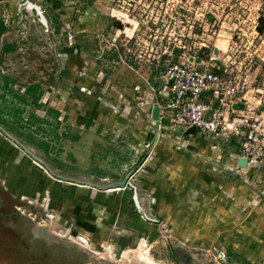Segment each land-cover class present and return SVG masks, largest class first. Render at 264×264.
I'll use <instances>...</instances> for the list:
<instances>
[{
  "label": "rangeland",
  "instance_id": "1",
  "mask_svg": "<svg viewBox=\"0 0 264 264\" xmlns=\"http://www.w3.org/2000/svg\"><path fill=\"white\" fill-rule=\"evenodd\" d=\"M53 1L52 51L0 4V264H264V163L151 118L167 60L217 49L264 133V0Z\"/></svg>",
  "mask_w": 264,
  "mask_h": 264
},
{
  "label": "built area",
  "instance_id": "2",
  "mask_svg": "<svg viewBox=\"0 0 264 264\" xmlns=\"http://www.w3.org/2000/svg\"><path fill=\"white\" fill-rule=\"evenodd\" d=\"M0 4L5 13L13 12L17 20L29 16L28 21L20 25L29 32L27 35L36 39L34 46L40 44L47 51L53 50L55 44L50 35L54 30L40 2L0 0ZM4 22L9 24L8 16ZM66 28L63 26L61 31L66 32ZM73 41V35L67 33L66 42L71 44ZM167 61L159 77V95L152 104V107H158L159 132L163 130L173 136L180 132L190 145L204 139L214 147V140H220L235 158L237 166L240 159L246 160L245 168L264 163V133L259 132L257 119L244 113L247 79L234 76L219 51L218 54L214 50L183 52ZM157 62L159 64V60ZM234 105L238 108L234 109ZM191 128L195 131L187 133Z\"/></svg>",
  "mask_w": 264,
  "mask_h": 264
},
{
  "label": "crops",
  "instance_id": "3",
  "mask_svg": "<svg viewBox=\"0 0 264 264\" xmlns=\"http://www.w3.org/2000/svg\"><path fill=\"white\" fill-rule=\"evenodd\" d=\"M37 1L40 2L44 7L46 5H47V7H52V8L57 6V5L54 4L53 0H37ZM82 83L84 84L83 87H88L86 82L82 81ZM128 111H129V114L131 113V115L133 116V112H131L130 109H128ZM204 147H205V150H206L207 154H211L216 160H218L220 158V153L212 151L213 147L209 146L207 144V142L204 143Z\"/></svg>",
  "mask_w": 264,
  "mask_h": 264
},
{
  "label": "water",
  "instance_id": "4",
  "mask_svg": "<svg viewBox=\"0 0 264 264\" xmlns=\"http://www.w3.org/2000/svg\"><path fill=\"white\" fill-rule=\"evenodd\" d=\"M214 53H215V54H218V50L215 49V50H214ZM233 107H234V109H237V108H238L237 105H234ZM151 118H152L153 120H155L156 123H157V121H158V107H157V106H153V107H152ZM157 126H158V123H157ZM194 131H195V129H194V128H191V129L188 130L187 133H193ZM189 149H192V147L189 146ZM232 150L235 152V151H236V147H234ZM238 166L241 167V168L246 167V160H244V159H240V160L238 161Z\"/></svg>",
  "mask_w": 264,
  "mask_h": 264
},
{
  "label": "trees",
  "instance_id": "5",
  "mask_svg": "<svg viewBox=\"0 0 264 264\" xmlns=\"http://www.w3.org/2000/svg\"><path fill=\"white\" fill-rule=\"evenodd\" d=\"M40 88L39 84H33L30 87H28L27 89V95H35L36 91H38Z\"/></svg>",
  "mask_w": 264,
  "mask_h": 264
},
{
  "label": "bare ground",
  "instance_id": "6",
  "mask_svg": "<svg viewBox=\"0 0 264 264\" xmlns=\"http://www.w3.org/2000/svg\"><path fill=\"white\" fill-rule=\"evenodd\" d=\"M245 168V167H244Z\"/></svg>",
  "mask_w": 264,
  "mask_h": 264
}]
</instances>
